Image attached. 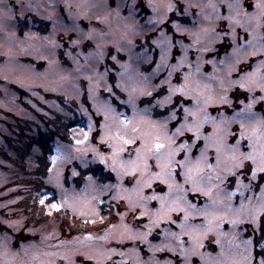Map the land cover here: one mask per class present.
I'll return each instance as SVG.
<instances>
[{
  "label": "rangeland",
  "instance_id": "rangeland-1",
  "mask_svg": "<svg viewBox=\"0 0 264 264\" xmlns=\"http://www.w3.org/2000/svg\"><path fill=\"white\" fill-rule=\"evenodd\" d=\"M0 8V264H264V0Z\"/></svg>",
  "mask_w": 264,
  "mask_h": 264
},
{
  "label": "trees",
  "instance_id": "trees-1",
  "mask_svg": "<svg viewBox=\"0 0 264 264\" xmlns=\"http://www.w3.org/2000/svg\"><path fill=\"white\" fill-rule=\"evenodd\" d=\"M43 136H44V139L42 138L40 141H38L37 138H35L33 140L34 141L33 144L37 145L42 150L41 156L37 158L38 159V164H39L38 166H40L38 171L41 172L40 175L37 174V175H39L37 177L39 179L46 178V175L48 173V169L50 167L49 156L54 154V149H53V146H52V142L55 140V136L53 134H49V132L45 133ZM63 140L69 141V139L66 136H64ZM42 156H44V158L46 160V162L44 163L43 167H42V164L39 162L40 159H43ZM90 173H92V172H90ZM42 179H41L40 182H42ZM30 184H34V186L36 187V185H35L36 183L35 182H32ZM39 186L42 187L40 184H39Z\"/></svg>",
  "mask_w": 264,
  "mask_h": 264
},
{
  "label": "clouds",
  "instance_id": "clouds-1",
  "mask_svg": "<svg viewBox=\"0 0 264 264\" xmlns=\"http://www.w3.org/2000/svg\"><path fill=\"white\" fill-rule=\"evenodd\" d=\"M6 2V0H0V4H3V3H5ZM18 2H19V0H18ZM3 12V9L2 8H0V13H2Z\"/></svg>",
  "mask_w": 264,
  "mask_h": 264
},
{
  "label": "snow or ice",
  "instance_id": "snow-or-ice-1",
  "mask_svg": "<svg viewBox=\"0 0 264 264\" xmlns=\"http://www.w3.org/2000/svg\"><path fill=\"white\" fill-rule=\"evenodd\" d=\"M85 135H87V134H85ZM78 143L80 142V141H77ZM157 147H160V145H157ZM197 163H199V162H197ZM189 171H191V170H189ZM195 183V182H194ZM43 202V201H42ZM52 207H56V205H52Z\"/></svg>",
  "mask_w": 264,
  "mask_h": 264
}]
</instances>
